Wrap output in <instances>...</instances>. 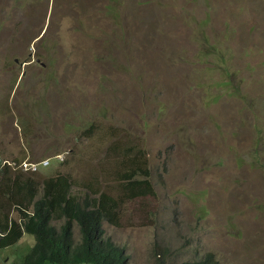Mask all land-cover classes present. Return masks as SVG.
Segmentation results:
<instances>
[{
	"label": "rangeland",
	"instance_id": "1",
	"mask_svg": "<svg viewBox=\"0 0 264 264\" xmlns=\"http://www.w3.org/2000/svg\"><path fill=\"white\" fill-rule=\"evenodd\" d=\"M0 158L83 196L139 158L154 193L103 225L130 264H264V0H0Z\"/></svg>",
	"mask_w": 264,
	"mask_h": 264
},
{
	"label": "trees",
	"instance_id": "2",
	"mask_svg": "<svg viewBox=\"0 0 264 264\" xmlns=\"http://www.w3.org/2000/svg\"><path fill=\"white\" fill-rule=\"evenodd\" d=\"M123 165L126 171L116 173V180L124 186L117 196L94 185L86 186L88 194H77L73 191L74 181L65 174L40 182L37 172L19 175L4 169L0 193L17 211L19 222L10 217L9 209L0 206V248H9L26 233L35 237V243L21 264H130L127 249L107 237L103 225L120 223L124 197L148 195L154 193V188L139 158ZM55 222L62 223L57 227ZM75 223L81 236L78 244L74 240ZM184 264L220 263L210 253Z\"/></svg>",
	"mask_w": 264,
	"mask_h": 264
},
{
	"label": "built area",
	"instance_id": "3",
	"mask_svg": "<svg viewBox=\"0 0 264 264\" xmlns=\"http://www.w3.org/2000/svg\"><path fill=\"white\" fill-rule=\"evenodd\" d=\"M49 165V161L48 160H44L40 163H32V162H19V164L11 163L9 161L3 160L2 158H0V169L2 168H18L21 169L22 171L25 172H37L40 170L41 167H47Z\"/></svg>",
	"mask_w": 264,
	"mask_h": 264
},
{
	"label": "clouds",
	"instance_id": "4",
	"mask_svg": "<svg viewBox=\"0 0 264 264\" xmlns=\"http://www.w3.org/2000/svg\"><path fill=\"white\" fill-rule=\"evenodd\" d=\"M58 159H59V158H58ZM61 160H63V158H61ZM48 161H49V165H50V160H48ZM49 165H48L47 167H49ZM42 168H45V167H41L40 170H41ZM40 170H39V171H40ZM39 171H37V172H39ZM34 173H35V172H34Z\"/></svg>",
	"mask_w": 264,
	"mask_h": 264
}]
</instances>
